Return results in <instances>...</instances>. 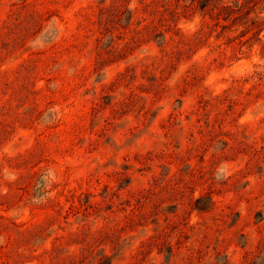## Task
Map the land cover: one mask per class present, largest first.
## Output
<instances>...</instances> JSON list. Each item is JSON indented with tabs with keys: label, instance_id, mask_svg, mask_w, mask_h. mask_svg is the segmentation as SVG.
I'll return each mask as SVG.
<instances>
[{
	"label": "rangeland",
	"instance_id": "rangeland-1",
	"mask_svg": "<svg viewBox=\"0 0 264 264\" xmlns=\"http://www.w3.org/2000/svg\"><path fill=\"white\" fill-rule=\"evenodd\" d=\"M0 252L264 264V0H0Z\"/></svg>",
	"mask_w": 264,
	"mask_h": 264
},
{
	"label": "trees",
	"instance_id": "trees-1",
	"mask_svg": "<svg viewBox=\"0 0 264 264\" xmlns=\"http://www.w3.org/2000/svg\"><path fill=\"white\" fill-rule=\"evenodd\" d=\"M260 78V76H258ZM9 257L6 256V254H3V252H0V264H9L8 259Z\"/></svg>",
	"mask_w": 264,
	"mask_h": 264
}]
</instances>
